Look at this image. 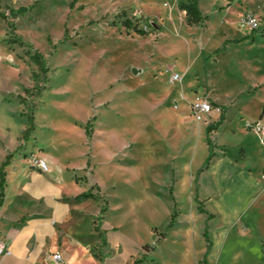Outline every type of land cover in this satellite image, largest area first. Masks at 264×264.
Returning <instances> with one entry per match:
<instances>
[{"label":"rangeland","instance_id":"rangeland-1","mask_svg":"<svg viewBox=\"0 0 264 264\" xmlns=\"http://www.w3.org/2000/svg\"><path fill=\"white\" fill-rule=\"evenodd\" d=\"M184 1L0 0V172L11 159L48 152L70 168L61 185L68 196L92 184L98 196L69 201L64 224L80 264H204L205 225L212 259L235 223H253L264 236V194H256L264 134L254 130L255 122L264 127V0H200L201 25L188 24ZM249 12L260 18L256 30L241 23ZM141 19L163 28L143 35ZM233 39L240 41L225 42ZM35 51L49 68L40 95L32 94L44 86L42 74L31 78L39 72ZM176 71L182 80L171 84ZM211 87L227 122L211 133L210 165L226 160L201 175L198 190L207 142L198 138L189 102ZM31 108L35 127L24 137Z\"/></svg>","mask_w":264,"mask_h":264},{"label":"crops","instance_id":"crops-1","mask_svg":"<svg viewBox=\"0 0 264 264\" xmlns=\"http://www.w3.org/2000/svg\"><path fill=\"white\" fill-rule=\"evenodd\" d=\"M200 5L201 3L199 0V8ZM173 9L174 8H171L167 14L170 12L172 14ZM139 14L144 15L143 12ZM162 28V25L155 23V32H160ZM204 50L210 55L214 51V47L204 45ZM224 50L225 47L223 50L218 51ZM209 55L204 57V59L208 58L206 64L203 59V69L205 73H207ZM195 60V62L198 61L197 56H195ZM191 66L193 67L194 65L192 64ZM135 71L139 73L142 69H135ZM177 73L181 74L180 72ZM169 76L170 75H168V81ZM210 80L212 81V74L210 75ZM214 92L215 90L211 87L208 92L203 91L198 92V94H206L213 103L221 105L219 98L213 95ZM195 94L196 93H194L193 96ZM163 98L165 97L163 96L161 98L162 102L165 100ZM218 116L219 114L211 115L203 122L193 118L198 122V138H200V140L205 137L206 142L205 126H203V124L213 121ZM180 119H183V116L177 114L175 123L178 124ZM226 122L227 118L226 120L224 119L220 125ZM210 137L212 139L211 134ZM220 143L224 144L222 142ZM16 144L17 142L11 147V150L16 147ZM206 148H208L207 144L203 146V150L205 151L201 157L200 163L208 154ZM6 153L7 152H4L1 160L6 156ZM38 155L47 159L49 171H41L31 159L24 160L21 163L11 159V168L8 171L6 170L4 197L2 205L0 206V230L4 235V240L10 254L0 255V264H62L53 261L51 255L56 252L62 255L67 264H80L77 253L78 250L75 249L76 246L66 240L64 224L68 212L70 211L69 201L72 199L83 200L76 198V196L86 190L68 196L66 192L62 190L61 185L63 183L64 174L67 170H70V168L66 164L61 163L51 153L43 152ZM225 160V155L215 157L213 163L209 165V168L200 173L198 177V190L201 189L199 183L201 175L205 171L207 173L213 171L218 162ZM260 177L262 180L257 183V195L264 194V171ZM76 178H78L77 175ZM91 185L92 184L89 183L88 187L91 188ZM92 192L96 193L94 191ZM16 205L21 207L19 210L20 212L13 220H9L6 217V213ZM243 225L247 227L246 232L242 230ZM96 228L97 226L95 227V231L97 230ZM209 240L211 241L210 238ZM217 241L219 242L217 256H214L212 259V256H210L211 251L210 253L208 252L205 257L208 264H264V236L253 223L246 224L243 222L241 225L235 223L233 224L232 234H230V236L222 234ZM99 242H96L95 245ZM213 246L214 244L211 242V247L213 248ZM205 252L204 250L202 261Z\"/></svg>","mask_w":264,"mask_h":264},{"label":"trees","instance_id":"trees-1","mask_svg":"<svg viewBox=\"0 0 264 264\" xmlns=\"http://www.w3.org/2000/svg\"><path fill=\"white\" fill-rule=\"evenodd\" d=\"M33 7V5L28 6V7H20L17 11H14L13 9H11V13L13 15H16L17 13H25L27 12L29 9H31ZM180 9H182L183 11H185V14L188 18V24L189 25H201L204 23L206 16L203 15L202 11L199 8V0H185L184 2L180 3ZM262 21L264 22V9H263V15H262ZM126 23L128 25H130L129 21H126ZM137 28V27H136ZM137 30L141 33V34H147L148 32L143 30V29H138ZM228 41H240L238 39H233V40H226L225 42ZM21 42H23L21 40ZM224 47H222L220 50H223ZM32 58L34 60V62L36 63L39 72H33L31 74V78L34 82L38 81L39 78V74L43 75V82H44V86L39 87L37 84L33 87V89L36 91L32 92V94H38L40 95L42 93V91L46 88V84L49 81V77L47 75L49 68L43 58V54L40 53L39 51H35L34 54L32 55ZM207 59H204V63H207ZM26 92H31V89H26ZM26 118H27V128L24 131V137H27L28 134L34 129L35 124H34V109L31 108L29 110L28 113L25 114ZM225 119V116L223 115V113L221 114L220 118L218 121H216L213 124H209L206 127V142L208 145V155L205 158L203 164L197 169L196 171V177H195V185H196V189H198V177L200 175L201 172H203L205 169L209 168L210 162L214 157V143L212 142V139L210 137V134L216 130L218 128V126L223 122V120ZM89 132V131H88ZM9 156H7L6 160L4 161V163L2 164V168L9 162ZM4 183H5V173L4 172H0V206L2 205L3 202V197H4ZM93 188H90L88 191L82 192L79 195L76 196V198H96L98 195L96 193L92 192ZM104 209L102 208L101 211H103ZM204 211V210H203ZM175 217H176V213H173L171 215V220L169 221V223L167 224V228H170L173 226L174 222H175ZM213 217L212 214L209 215V218ZM203 236L207 242L206 244V252L203 258V261L205 264H208L207 260H206V255L209 252V249L211 247V241L209 240V236H208V230H207V225L205 227ZM142 260H136L134 262V264H137L138 262H140Z\"/></svg>","mask_w":264,"mask_h":264},{"label":"built area","instance_id":"built-area-1","mask_svg":"<svg viewBox=\"0 0 264 264\" xmlns=\"http://www.w3.org/2000/svg\"><path fill=\"white\" fill-rule=\"evenodd\" d=\"M241 23L243 25L249 26L252 29L256 30L261 26L260 18L255 15L254 13H245L241 19ZM155 27V22L152 21L151 23ZM138 27H142L143 30L147 31L148 33L154 30V27H150L146 24V21L144 19H141L138 21ZM182 80V75L173 72L169 76V81L172 84L178 83ZM189 109L192 117L197 121H206L211 115L214 114H221L222 107L218 104L213 103L210 98L206 94H198L196 93L191 101L189 102ZM254 130L258 133L264 134V127L258 122L254 123ZM264 137V136H263ZM263 141V140H262ZM34 164L43 172L49 171V164L47 162V159L45 157H40L35 155L33 157ZM10 254V251L8 249V246L6 245V242L4 240V235L2 231L0 230V255H8ZM53 261L55 263H62L67 264L62 255L58 252L52 253L51 255Z\"/></svg>","mask_w":264,"mask_h":264}]
</instances>
